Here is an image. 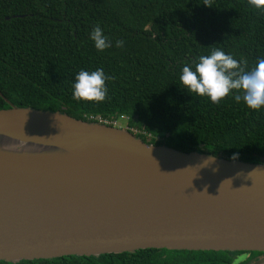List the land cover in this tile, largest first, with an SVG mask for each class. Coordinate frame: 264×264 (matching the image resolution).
<instances>
[{
  "label": "trees",
  "instance_id": "obj_1",
  "mask_svg": "<svg viewBox=\"0 0 264 264\" xmlns=\"http://www.w3.org/2000/svg\"><path fill=\"white\" fill-rule=\"evenodd\" d=\"M95 26L113 45L103 52L90 39ZM216 48L253 68L264 58V10L247 0H0V108L125 115L152 134L133 132L146 143L264 163V108L235 101V90L211 103L180 85L182 67ZM97 68L105 99L73 100L75 74ZM239 252L152 247L0 264H233Z\"/></svg>",
  "mask_w": 264,
  "mask_h": 264
},
{
  "label": "water",
  "instance_id": "obj_2",
  "mask_svg": "<svg viewBox=\"0 0 264 264\" xmlns=\"http://www.w3.org/2000/svg\"><path fill=\"white\" fill-rule=\"evenodd\" d=\"M152 247L264 253V163L0 108V260Z\"/></svg>",
  "mask_w": 264,
  "mask_h": 264
},
{
  "label": "clouds",
  "instance_id": "obj_3",
  "mask_svg": "<svg viewBox=\"0 0 264 264\" xmlns=\"http://www.w3.org/2000/svg\"><path fill=\"white\" fill-rule=\"evenodd\" d=\"M247 3L254 9L264 10V0H247ZM89 35L98 52L113 46L99 26L93 27ZM122 44L121 40L115 42L116 47ZM242 63L231 54L212 49L208 55L199 56L194 64H185L179 82L187 93L207 97L211 103H219L235 90L239 93L233 96L235 101H242L248 109L259 111L264 108V58H258L249 71L241 67ZM107 79L101 68L78 71L71 85L73 100L102 102L107 92Z\"/></svg>",
  "mask_w": 264,
  "mask_h": 264
},
{
  "label": "built area",
  "instance_id": "obj_4",
  "mask_svg": "<svg viewBox=\"0 0 264 264\" xmlns=\"http://www.w3.org/2000/svg\"><path fill=\"white\" fill-rule=\"evenodd\" d=\"M124 117H126V116L120 115L118 118H105V117H102L101 115H95V114H91L88 116V118L92 119L93 121H97L99 123H103V124H107V125H111V126H117V127H121V125L119 123V119H123ZM121 128H126V129L130 130L132 133L136 132L139 134L152 136V134H150L149 132H146L145 130H142L140 128L131 127L128 124H126V126L121 127Z\"/></svg>",
  "mask_w": 264,
  "mask_h": 264
},
{
  "label": "flooded vegetation",
  "instance_id": "obj_5",
  "mask_svg": "<svg viewBox=\"0 0 264 264\" xmlns=\"http://www.w3.org/2000/svg\"><path fill=\"white\" fill-rule=\"evenodd\" d=\"M264 253H253L250 251H242L235 255V259H233V264H250L253 261L263 257ZM235 260V261H234Z\"/></svg>",
  "mask_w": 264,
  "mask_h": 264
},
{
  "label": "rangeland",
  "instance_id": "obj_6",
  "mask_svg": "<svg viewBox=\"0 0 264 264\" xmlns=\"http://www.w3.org/2000/svg\"><path fill=\"white\" fill-rule=\"evenodd\" d=\"M119 123H120L121 127L126 126V124H127V119H126V117H124L123 119H119Z\"/></svg>",
  "mask_w": 264,
  "mask_h": 264
}]
</instances>
